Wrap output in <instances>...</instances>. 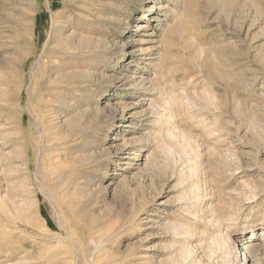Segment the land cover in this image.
Listing matches in <instances>:
<instances>
[{
    "label": "rangeland",
    "instance_id": "obj_1",
    "mask_svg": "<svg viewBox=\"0 0 264 264\" xmlns=\"http://www.w3.org/2000/svg\"><path fill=\"white\" fill-rule=\"evenodd\" d=\"M217 243L264 264V0H0V264Z\"/></svg>",
    "mask_w": 264,
    "mask_h": 264
},
{
    "label": "bare ground",
    "instance_id": "obj_2",
    "mask_svg": "<svg viewBox=\"0 0 264 264\" xmlns=\"http://www.w3.org/2000/svg\"><path fill=\"white\" fill-rule=\"evenodd\" d=\"M247 235V232H245L244 230L242 231V232H240L239 233V235ZM250 244V243H249ZM248 243H246V244H243V246H239V248H238V250L239 249H241V250H243V251H246V252H251V250H252V252H254V250H255V248H254V246H252V245H249ZM218 245V246H217ZM217 245H216V251H215V253H218V252H220V253H222L221 255H220V258L222 259V261H223V264H228L229 262H230V260L228 259V257H229V255H228V251L227 252H225L224 250H223V245L221 246V243H220V245H219V243H217ZM250 249V250H249Z\"/></svg>",
    "mask_w": 264,
    "mask_h": 264
}]
</instances>
